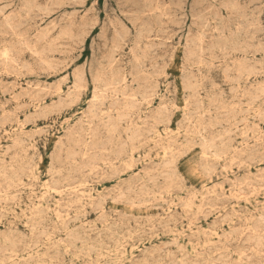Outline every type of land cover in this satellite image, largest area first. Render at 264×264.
I'll return each instance as SVG.
<instances>
[{
  "label": "rangeland",
  "instance_id": "374dc122",
  "mask_svg": "<svg viewBox=\"0 0 264 264\" xmlns=\"http://www.w3.org/2000/svg\"><path fill=\"white\" fill-rule=\"evenodd\" d=\"M72 1L0 0V264H264V0Z\"/></svg>",
  "mask_w": 264,
  "mask_h": 264
},
{
  "label": "bare ground",
  "instance_id": "6f19581e",
  "mask_svg": "<svg viewBox=\"0 0 264 264\" xmlns=\"http://www.w3.org/2000/svg\"><path fill=\"white\" fill-rule=\"evenodd\" d=\"M3 1H4V0H3ZM69 1H70V0H68V2H69ZM81 1H82V0H81ZM122 1H128V0H122ZM140 1H141V0H140ZM154 1H155V0H154ZM186 1H187V0H186ZM197 1H198V0H197ZM204 1H205V0H204ZM235 1H236V0H235ZM251 1H252V0H251ZM251 1H250V2H251ZM257 1H258V0H257ZM30 2H32V1H30ZM71 2H73V1L71 0ZM78 2H79V1H78ZM141 2H143V1H141ZM172 2H173V0H172ZM172 2H171V3H172ZM180 2H181V1H180ZM253 2H254V1H253ZM0 3H1V2H0ZM47 3H48V2H47ZM76 3H77V1H76ZM136 3H137V1H136ZM204 3H205V2H204ZM229 3L234 4V5H235V4L237 5V3H232V2H229ZM238 3H239V2H238ZM2 4H3V3H2ZM28 4H29V1H28ZM28 4H27V5H28ZM30 4H31V3H30ZM134 4H135V3H134ZM134 4H133V5H134ZM137 4H138V3H137ZM139 4H140V3H139ZM176 4H177V3H176ZM222 4H223V3H222ZM5 5H6V4H5ZM27 5H26V6H27ZM31 5H32V4H31ZM33 5H34V4H33ZM33 5H32V6H33ZM46 5H47V4H46ZM65 5H66V4H65ZM127 5H128V4H127ZM147 5H148V4H147ZM147 5H146V6H147ZM166 5H169V4H166ZM192 5H193V4H192ZM226 5H227V4H226ZM1 6H3V5H1ZM50 6H51V4H50ZM56 6H57V5H56ZM58 6H59V5H58ZM62 6H63V5H62ZM125 6H126V5H125ZM125 6H124V7H125ZM135 6L137 7V5H135ZM173 6H175V5H173ZM207 6H208V5H207ZM230 6H231V5H230ZM8 7H9V6H8ZM28 7H29V6H28ZM36 7H37V6H36ZM159 7H161V6H159ZM179 7H180V6H179ZM190 7H191V6H190ZM192 7H193V6H192ZM209 7H210V6H209ZM221 7H222V6H221ZM223 7H224V6H223ZM225 7H226V6H225ZM227 7H229V6H227ZM236 7H237V6H236ZM5 8H6V7H5ZM22 8H23V7H22ZM41 8L45 9L44 7H41ZM151 8H152V7H149L148 9H151ZM181 8H182V7H181ZM205 8H206V7H205ZM212 8H213V7H212ZM212 8H211V9H212ZM245 8H246V7H245ZM257 8H259V7H257ZM30 9H31V8H30ZM37 9H39V7H37L35 10H37ZM46 9H47V7H46ZM94 9H95V8H94ZM140 9H141V8H140ZM165 9H166V8H165ZM198 9H199V8H198ZM232 9H233V8H232ZM1 10H3V9H1ZM1 10H0V12H2ZM5 10H6V9H5ZM40 10H41V9H40ZM48 10H49V9H48ZM144 10H145V9H144ZM146 10H147V9H146ZM159 10H160V9H159ZM205 10H206V9H205ZM225 10H226V8H225ZM227 10H228V9H227ZM234 10H235V9H234ZM241 10H242V8H241ZM25 11H26V10H25ZM25 11H24V12H25ZM28 11L30 12V10H28ZM38 11H39V10H38ZM77 11H78V10H77ZM91 11H92V10H91ZM187 11H188V10H187ZM193 11H194V10H193ZM207 11H208V10H207ZM207 11H206V12H207ZM215 11H216V10H215ZM3 12H4V10H3ZM74 12H76V11H74ZM153 12H154V11H153ZM202 12H203V11H202ZM225 12H226V11H225ZM25 13H28V12H25ZM43 13H45V12H43ZM136 13H137V12H136ZM196 13H197V12H196ZM203 13H204V12H203ZM208 13H210V12H208ZM230 13H231V12H230ZM237 13H238V12H237ZM237 13H236V14H237ZM0 14H1V13H0ZM71 14H72V13H71ZM139 14H140V13H139ZM145 14H146V13H145ZM158 14H161V13L159 12ZM188 14H189V13H188ZM204 14H205V13H204ZM217 14H218V13H217ZM10 15H11V14H10ZM19 15H20V14H19ZM126 15H127V14H126ZM128 15H129V14H128ZM153 15H154V14H153ZM172 15H173V14H172ZM192 15H193V14H192ZM212 15H213V14H212ZM214 15H215V14H214ZM243 15H245V14H243ZM7 16H8V15H7ZM15 16H16V15H15ZM15 16H12V17H14V19H16ZM26 16H27V14H26ZM43 16H44V15H43ZM207 16H208V15H207ZM41 17H42V16H41ZM46 17H48V16H46ZM69 17H70V16H69ZM147 17H148V16H147ZM149 17H151V16H149ZM158 17H159V16H157V19H158ZM179 17H180V16H179ZM227 17H228V16H227ZM234 17H235V16H234ZM245 17H246V16H245ZM245 17H244V18H245ZM9 18H10V17H9ZM9 18H8V19H9ZM26 18H27V17H26ZM175 18H177V17H175ZM180 18H182V17H180ZM212 18H213V17H212ZM217 18H218V17H217ZM244 18H243V19H244ZM3 19H4V17H3ZM19 19H20V18H19ZM22 19H23V18H22ZM69 19H70V18H69ZM155 19H156V18H155ZM163 19H164V18H163ZM194 19H195V18H194ZM252 19H253V18H252ZM29 20H30V18H29ZM43 20H44V19H43ZM164 20H165V19H164ZM195 20H196V19H195ZM221 20H222V19H221ZM244 20H246V19H244ZM8 21H9V20H8ZM10 21H11V20H10ZM207 21H208V20H207ZM215 21H216V20H215ZM217 21H218V20H217ZM242 21H243V20H242ZM247 21H248V20H247ZM254 21H255V20H254ZM11 22H13V21H11ZM11 22H10V23H11ZM14 22H15V21H14ZM29 22H32V21L30 20ZM29 22H28V23H29ZM174 22H175V21H174ZM174 22H173V23H174ZM255 22H256V21H255ZM2 23H3V22H2ZM2 23H1V24H2ZM6 23H7V22H6ZM15 23H16V22H15ZM39 23H40V22H39ZM92 23H93V22H92ZM103 23H104V22H103ZM103 23H102V24H103ZM137 23H138V22H137ZM146 23H147V22H146ZM219 23H221V21H220ZM243 23L245 24L246 22L243 21ZM247 23H248V22H247ZM7 24H9V23H7ZM22 24H23V23H22ZM22 24H21V25H22ZM52 24H53V23H52ZM52 24H51V25H52ZM147 24H149V23H147ZM160 24H161V23H160ZM209 24H210V22H209ZM14 25H15V24H14ZM21 25H19V26L21 27ZM56 25H57V24H56ZM198 25H199V24H198ZM207 25H208V24H207ZM258 25H259V24H258ZM8 26H9V25H8ZM81 26H82V25H81ZM147 26H148V25H147ZM160 26H161V25H160ZM195 26H196V25H195ZM215 26H216V25H215ZM219 26H220V25H219ZM222 26H223V25H222ZM240 26H241V25H240ZM248 26H249V25H248ZM248 26H247V27H248ZM14 27H15V26H14ZM22 27H23V25H22ZM92 27H93V26H92ZM111 27H112V26H111ZM141 27H142V26H141ZM149 27H150V26H149ZM220 27H221V26H220ZM247 27H246V28L243 27V28H245V29L247 30V29H248ZM249 27H250V26H249ZM17 28H19V27H17ZM55 28H56V27H55ZM55 28H54V29H55ZM86 28H87V26H86ZM86 28H85V29H86ZM90 28H91V26H90ZM104 28H105V26H104ZM147 28H148V27H147ZM150 28H151V27H150ZM197 28H198V27H197ZM216 28H218V27H215V29H216ZM221 28H222V27H221ZM234 28H236V26H234ZM238 28H239V27H238ZM243 28H242V29H243ZM223 29H224V28H223ZM147 30H148V29H147ZM201 30H202V29H201ZM209 30H210V29H209ZM213 30H214V29H213ZM243 30H244V29H243ZM256 30H258V29H256ZM262 30H264V29H262ZM12 31H13V30H12ZM149 31H150V30H149ZM164 31L166 32V30H164ZM164 31H162V32H164ZM189 31H190V30H189ZM197 31H198V30H197ZM202 31H204V30H202ZM214 31H215V30H214ZM221 31H222V30H221ZM235 31H236V30H235ZM235 31H234V32H235ZM237 31L240 32V30H237ZM259 31H260V30H259ZM5 32H6V31H5ZM141 32H142V31H141ZM144 32H145V30H144ZM151 32H152V31H151ZM158 32H159V31H158ZM187 32H188V31H187ZM204 32H205V31H204ZM209 32H210V31H209ZM232 32H233V31H232ZM234 32H233V33H234ZM257 32H258V31H257ZM262 32H263V31H262ZM67 33H68V32H67ZM82 33H83V32H82ZM124 33H126V32L124 31ZM124 33L122 34V36L124 35ZM127 33H128V31H127ZM127 33H126V34H127ZM135 33H136V32H135ZM154 33H155V32H154ZM159 33H161V32H159ZM220 33H221V32H220ZM228 33H229V32H228ZM233 33H232V34H233ZM235 33H236V32H235ZM15 34H16V33H15ZM60 34H62V33H60ZM83 34H84V33H83ZM126 34H125V35H126ZM136 34H137V33H136ZM138 34H140V33L138 32ZM138 34H137V35H138ZM187 34H188V33H187ZM199 34H200V33H199ZM201 34H203V33H201ZM206 34H207V33H206ZM236 34H237V33H236ZM246 34H249V33L246 32ZM246 34H245V36H246ZM45 35H47V34L45 33ZM45 35H44V37H45ZM56 35H57V34H56ZM100 35H102V33H101ZM100 35L98 34L99 37H100ZM104 35H105V34H104ZM116 35H117V34H116ZM120 35H121V34H120ZM191 35H192V34H191ZM118 36H119V34H118ZM122 36H121V39H122ZM193 36H194V35H193ZM233 36H234V35H233ZM237 36H238V35H237ZM240 36H241V35H240ZM20 37H21V36H20ZM44 37H43V38H44ZM64 37H65V36H64ZM103 37H104V36H103ZM124 37H125V36H124ZM124 37H123V38H124ZM139 37H140V35H139ZM199 37H200V36H199ZM199 37H198V38H199ZM228 37H229V36H228ZM234 37H235V36H234ZM252 37H254V35H253ZM18 38H19V37H18ZM21 38H23V37H21ZM56 38H57V37H56ZM56 38H55V40H56ZM60 38H61V37H60ZM101 38H102V37H101ZM117 38H119V37H117ZM192 38H193V37H192ZM220 38H221V37H220ZM225 38H226V37H225ZM229 38H230V37H229ZM235 38H236V37H235ZM237 38H238V37H237ZM104 39H106V38H102V40H104ZM139 39H140V38H139ZM156 39H159V38H156ZM183 39H184V38H183ZM202 39H203V38H202ZM222 39H223V37H222ZM246 39H247V38H246ZM40 40H42V39H40ZM44 40H45V39H44ZM111 40H112V38H111ZM119 40H120V39H119ZM149 40H150V38H149ZM226 40H227V39H226ZM239 40H240V37H239ZM53 41H54V40H53ZM63 41H64V40H63ZM120 41H121V40H120ZM120 41H119V44H118V45H120ZM122 41H124V39H122ZM147 41H148V40H147ZM170 41H171V40H170ZM194 41H195V40H194ZM237 41H238V40H237ZM38 42H39V41H38ZM117 42H118V41H117ZM159 42H160V41H159ZM185 42H186V41H185ZM203 42H204V41H203ZM210 42H211V40H210ZM224 42H225V41H224ZM229 42H230V41H229ZM233 42H235V41H233ZM15 43H16V42H15ZM19 43H20V42H19ZM46 43H47V42H46ZM187 43H188V42H187ZM192 43H193V42H192ZM207 43H208V41H207ZM214 43H216V41H215ZM217 43H218V42H217ZM20 44H22V43H20ZM49 44H50V43H49ZM106 44H107V43H106ZM202 44H203V43H202ZM212 44H213V43H212ZM234 44H235V43H234ZM8 45H9V44H8ZM17 45H18V44H17ZM23 45H24V44H23ZM197 45H199V44H197ZM197 45H196V46H197ZM223 45H224V44H223ZM225 45H228V43L225 44ZM240 45H241V44H240ZM247 45H248V44H247ZM12 46H13V45H12ZM92 46H93V45H92ZM159 46H160V45H159ZM187 46H188V45H187ZM217 46H218V45H217ZM232 46H233V44H232ZM235 46H236V45H235ZM1 47H4V46H1ZM10 47H11V46H10ZM58 47H60V46L58 45ZM115 47H116V46H115ZM115 47H114V49H115ZM150 47H151V45H150ZM155 47H156V45H155ZM211 47H212V46H211ZM219 47H220V46H219ZM222 47H223V46H222ZM227 47H228V46H227ZM250 47H251V46H250ZM250 47H249V48H250ZM11 48H12V47H11ZM26 48H27V47H26ZM48 48H49V47H48ZM90 48H91V47H90ZM118 48H120V47H118ZM147 48H148V47H147ZM153 48H154V47H153ZM198 48H199V46H198ZM198 48H197V49H198ZM229 48H230V47H229ZM98 49H99V48H98ZM98 49H97V50H98ZM116 49H117V48H116ZM219 49H220V48H219ZM221 49H222V48H221ZM4 50H6V49H4ZM11 50H12V49H10V52H11ZM112 50H113V49H112ZM199 50H200V49H199ZM223 50H224V49H223ZM29 51H32V50H29ZM43 51H44V50H43ZM53 51H54V50H53ZM53 51H52V52H53ZM194 51H196V50H194ZM209 51H210V50H209ZM213 51H214V50H213ZM234 51H235V49H234ZM14 52H15V51H14ZM32 52H33V51H32ZM48 52H49V50H48ZM52 52H51V53H52ZM198 52H199V51H198ZM204 52H205V51H204ZM216 52H217V51H216ZM5 53H6V51H5ZM5 53H4V54H5ZM7 53H8V52H7ZM113 53H116V52H113ZM113 53H112V54H113ZM153 53L155 54V52H153ZM190 53H191V52H190ZM219 53H220V52H219ZM4 54H3V55H4ZM37 54H38V53H37ZM41 54H43V53H41ZM199 54H200V52H199ZM202 54H203V53H202ZM214 54H215V53H214ZM1 55H2V54H1ZM138 55H139V54H138ZM194 55H196V54H194ZM5 56H7V55L5 54ZM113 56H114V54H113ZM118 56H119V55H118ZM3 57H4V56H3ZM7 57H8V56H7ZM40 57H41V56H40ZM145 57H146V56H145ZM193 57H195V56H193ZM201 57H202V56H201ZM215 57H216V56H215ZM1 58H2V57H1ZM8 58H9V57H8ZM12 58H13V57H12ZM12 58H11V59H12ZM112 58H114V57H112ZM136 58H137V57H136ZM155 58H156V57H155ZM202 58H203V57H202ZM202 58H201V59H202ZM207 58H208V57H207ZM217 58H218V57H216V59H217ZM244 58H245V57H244ZM116 59H118V58H116ZM201 59H200V60H201ZM5 60H7V58H6ZM18 60H19V59H18ZM139 60H140V59H139ZM146 60H147V59H146ZM152 60H153V59H152ZM154 60H155V59H154ZM0 61H1V60H0ZM11 61H12V60H10V63H12ZM137 61H138V60H137ZM222 61H223V60H222ZM2 62H3V61H2ZM4 62H5V61H4ZM45 62H46V61H45ZM110 62H112V61H110ZM138 62H139V61H138ZM150 62H151V61H150ZM204 62H205V60H204ZM207 62H208V61H207ZM223 62H224V61H223ZM7 63H8V62H7ZM10 63H8V64H10ZM16 63H17V62H16ZM43 63H44V62H43ZM108 63H109V62H108ZM108 63H107V64H108ZM115 63H116V61H115ZM115 63H114V64H115ZM141 63L143 64V62H141ZM211 63H212V62H211ZM211 63H210V64H211ZM45 64H46V63H45ZM111 64H112V63H111ZM111 64H110V68H111V66L113 65V64H112V65H111ZM142 64H141V65H142ZM4 65H7V64H4ZM139 65H140V64H139ZM155 65H158V64H155ZM199 65H201V64L199 63ZM199 65H198V66H199ZM217 65H218V64H217ZM220 65H221V64H220ZM24 66H26V64H25ZM42 66H43V65H42ZM142 66H143V65H142ZM221 66H222V65H221ZM8 67H9V66H8ZM11 67H12V66H11ZM27 67H29V66L27 65ZM27 67H26V68H27ZM145 67H146V66H145ZM145 67H143V69H145ZM156 67H157V66H156ZM209 67H210V66H209ZM5 68H6V67H5ZM5 68H4V69H5ZM12 68H13V67H12ZM23 68H25V67H23ZM138 68H141V67H138ZM162 68H165V66L162 67ZM203 68H204V67H203ZM7 69H8V68H7ZM7 69H5V70L7 71ZM21 69H22V68H21ZM104 69H105V68H104ZM25 70H27V69H25ZM149 70H150V69H149ZM153 70H154V67H153ZM190 70H191V68H190ZM29 71H30V70H29ZM31 71H33V70H31ZM37 71H38V70H37ZM41 71H42V70H41ZM102 71H103V70H102ZM105 71H106V70H105ZM110 71H111V70H110ZM199 71H200V70H199ZM254 71H255V70H254ZM118 72H119V71H118ZM189 72H190V71H189ZM227 72H228V71H227ZM247 72H248V71H246V73H247ZM250 72H251V71H250ZM0 73H1V72H0ZM14 73H15V72H14ZM20 73H21V72H20ZM71 73H72V72H71ZM110 73H111V72H110ZM110 73H109V74H110ZM190 73H191V72H190ZM224 73H225V72H224ZM66 74H67V73H66ZM78 74H79V73H78ZM78 74H77V75H78ZM117 74H118V73H117ZM154 74H155V73H154ZM157 74H158V73H157ZM12 75H13V74H12ZM118 75H119V74H118ZM190 75H191V74H190ZM236 75H237V74H236ZM9 76H10V75H9ZM16 76H17V74H16ZM20 76H21V75H20ZM83 76H84V75H83ZM152 76H153V75H152ZM155 76H156V75H155ZM5 77H6V76H5ZM64 77H65V76H64ZM79 77H80V76H79ZM124 77H125V76H124ZM148 77H150V76H148ZM191 77H192V76H191ZM200 77H201V76H200ZM80 78H81V77H80ZM245 78H246V77H245ZM63 79H64V78H63ZM77 79H78V78H77ZM82 79H83V78H82ZM100 79H101V78H100ZM111 79H112V78H111ZM124 79H125V78H124ZM96 80H97V79H96ZM131 80H132V79H131ZM187 80H188V79H187ZM187 80H186V82H187ZM193 80H194V79H193ZM80 81H81V80H80ZM124 81H125V80H124ZM12 82H13V81H12ZM108 82H110V81H108ZM188 82H189V81H188ZM9 83H11V82H9ZM120 83H122V82H120ZM123 83H124V82H123ZM130 83H131V82H130ZM135 83H136V82H135ZM73 84H74V83H73ZM100 84H101V83H100ZM104 84H105V83H104ZM117 84H119V83H117ZM148 84H149V83H148ZM182 84H183V83H182ZM101 85H102V84H101ZM113 85H115V84H113ZM184 85H185V84H184ZM189 85H190V84H189ZM237 85H238V84H237ZM30 86H31V85H30ZM37 86H38V85H37ZM37 86H36V87H37ZM193 86H194V85H193ZM193 86H192V87H193ZM211 86H212V85H211ZM34 87H35V86H34ZM102 87H103V86H102ZM107 87H108V86H107ZM109 87H110V86H109ZM188 87H189V86H188ZM190 87H191V86H190ZM190 87H189V88H190ZM28 88H29V85H28ZM105 88H106V87H105ZM105 88H104V89H105ZM111 88H112V87H111ZM195 88H196V86H195ZM43 89H44V88H43ZM43 89H42V91H44ZM45 89H47V88H45ZM76 89H77V88H76ZM92 89H93V88H92ZM25 90H26V89H25ZM108 90H109V89H108ZM113 90H114V89H113ZM9 91H11V90H9ZM71 91H72V90H70L69 92H71ZM187 91H188V90H187ZM232 91H233V90H232ZM257 91H258V90H257ZM112 92H113V91H112ZM29 93H30V92H29ZM40 93H41V92H40ZM55 93H56V91H55ZM72 93H73V92H72ZM92 93H93V92H92ZM104 93H105V92H104ZM123 93H124V92H123ZM105 94H106V93H105ZM109 94H110V93H109ZM140 94H141V93H140ZM238 94H240V93H238ZM2 95H3V94H2ZM69 95H71V93H70ZM95 95H97V94L95 93ZM167 95H168V94H167ZM224 95H225V94H224ZM9 96H10V95H9ZM75 96H76V95H75ZM75 96H74V97H75ZM110 96H111V95H110ZM144 96H145V95H144ZM69 97H70V96H69ZM77 97H78V96H77ZM104 97H105V96H104ZM132 97H133V96H132ZM140 97H142V95H141ZM191 97H192V96H191ZM21 98H22V97H21ZM59 98H61V97H59ZM75 98H76V97H75ZM78 98H79V97H78ZM95 98H96V97H95ZM95 98H93V99H95ZM113 98H114V97H113ZM18 99H19V97H18ZM105 99H107V98H105ZM120 99H121V98H120ZM135 99H136V97H135ZM194 99H195V98H194ZM73 100H74V99H73ZM95 100H98V99L96 98ZM118 100H119V99H118ZM99 101H100V100H99ZM101 102H102V101H101ZM142 102H143V101H142ZM199 102H201V101H199ZM24 103H26V102L24 101ZM50 103H51V102H50ZM94 103H95V102H94ZM99 103H100V102H99ZM138 103H139V102H138ZM96 104H98V103H96ZM100 104H102V103H100ZM114 104H115V103H114ZM57 105H58V104H57ZM162 105H163V104H162ZM167 105H168V104H167ZM196 105L198 106L199 103H197ZM55 106H56V105H55ZM97 106H98V105H97ZM175 106H176V105H175ZM192 106H193V105H192ZM244 106H245V105H244ZM130 107H131V106H130ZM163 107H164V106H163ZM163 107H162V109H163ZM248 108H250V106H249ZM41 109H42V108H41ZM166 109H167V108H166ZM197 109H199V108H197ZM254 109H255V108H254ZM212 110H213V109H212ZM247 110H248V109H247ZM33 111H34V110H33ZM115 111H116V110H115ZM189 111H190V110H189ZM103 112H104V111H103ZM159 112H160V111H159ZM165 112H166V111H165ZM191 112H192V111H191ZM252 112H253V111H252ZM41 113H42V112H41ZM41 113H40V114H41ZM48 113H49V112H48ZM108 113H109V112H108ZM257 113H258V112H257ZM167 114H168V113H167ZM189 114H192V113H189ZM255 114H256V113H255ZM102 115H103V114H102ZM55 116H56V115H55ZM116 116H117V115H116ZM44 117H45V116H44ZM107 117H108V116H107ZM183 117H184V115H183ZM248 117H249V116H248ZM26 118H27V117H26ZM252 118H253V117H252ZM252 118H251V119H252ZM258 118H259V117H258ZM0 119H1V118H0ZM213 119H214V118H213ZM239 119H240V118H239ZM29 121H30V120H28V122H29ZM189 121H190V120H189ZM119 122H120V121H119ZM153 122H154V121H153ZM161 122H162V121H161ZM167 122H169V121H167ZM184 122H185V121H184ZM45 123H46V122H45ZM104 123H106V122H104ZM176 124H177V123H176ZM239 124H240V123H239ZM26 125H27V124H26ZM225 125H226V124H225ZM18 126H19V125H18ZM22 126H23V125H22ZM221 127H222V126H220V128H221ZM10 128H11V127H10ZM181 128H182V127H181ZM235 129H236V128H235ZM4 130H5V129H4ZM21 130H22V129H21ZM33 130H34V129H33ZM246 130H247V129H246ZM124 131H125V130H124ZM249 131H250V130H249ZM249 131H248V132H249ZM127 132H128V130H127ZM163 132H164V131H163ZM5 133H8V132H5ZM63 133H64V132H63ZM129 133H130V132H129ZM203 133H204V132H203ZM64 134H65V133H64ZM183 134H184V133H183ZM190 134H191V133H190ZM242 134H243V132H242ZM117 135H118V134H117ZM130 135H131V134H130ZM172 135H173V134H172ZM243 135H244V134H243ZM37 136H38V135H37ZM202 138H203V137H202ZM9 140H10V139H9ZM150 140H151V139H150ZM185 140H186V139H185ZM201 140H202V139H201ZM0 141H1V140H0ZM33 141H34V140H33ZM261 141H262V140H261ZM128 142H129V141H128ZM175 142H176V141H174V143H175ZM198 142H199V141H198ZM107 143H108V142H107ZM193 143H194V142H193ZM176 144H177V143H176ZM200 144H201V142H200ZM204 144H205V143H204ZM122 145H123V144H122ZM125 145H126V144H125ZM245 145H246V144H245ZM0 146H1V145H0ZM162 147H163V146H162ZM168 148H169V147H168ZM172 148H173V147H172ZM86 149H87V148H86ZM92 149H93V148H92ZM162 149H163V148H162ZM170 149H171V148H170ZM170 149H169V151H170ZM214 151H215V150H214ZM104 152H107V151H104ZM170 152H171V151H170ZM84 154H85V153H84ZM202 154H203V153H202ZM97 155H98V154H97ZM100 155H101V154H100ZM143 155H144V154H143ZM82 156H83V155H82ZM204 156H205V155H204ZM2 157H3V156H2ZM83 157H85V156H83ZM83 157H82V158H83ZM148 160H149V159H148ZM74 162H75V161H74ZM164 163H165V162H164ZM140 164H141V163H140ZM165 164H166V163H165ZM242 164H243V163H242ZM73 165H74V164H73ZM156 166H157V165H156ZM223 166H224V165H223ZM3 167H4V166H3ZM25 167H26V166H25ZM69 167H70V166H69ZM12 168H13V167H12ZM200 168H201V166H200ZM207 168H208V167H207ZM249 169H250V167H249ZM237 170H238V169H237ZM76 171H77V170H76ZM231 171H232V170H231ZM249 173H250V172H249ZM90 174H91V173H90ZM116 174H117V173H116ZM166 174H167V173H166ZM6 175H7V174H6ZM161 175H162V174H161ZM161 175H160V176H161ZM168 175H169V173H168ZM160 176H159V177H160ZM3 177H4V176H3ZM222 177H223V176H222ZM153 178H154V177H153ZM234 178H235V177H234ZM217 179H218V178H217ZM155 181H156V180H155ZM22 182H23V181H22ZM150 182H151V181H150ZM81 184H82V183H81ZM86 184H87V183H86ZM86 184H85V185H86ZM82 185H83V184H82ZM79 186H80V184H79ZM236 189H237V188H236ZM76 190H77V189H76ZM52 192H53V191H52ZM55 192H56V191H55ZM57 192H58V191H57ZM79 192H80V191H79ZM125 192H126V191H125ZM229 192H230V191H229ZM47 193H48V192H47ZM95 193H96V192H95ZM1 194H3V193H1ZM82 194H83V193H82ZM123 195H124V194H123ZM44 196H45V195H44ZM60 196H61V195H60ZM159 197H160V196H159ZM170 197H171V195H170ZM174 197H175V196H174ZM126 199H127V198H126ZM6 200H7V199H6ZM56 200H57V199H56ZM56 200H54V201H56ZM115 200H116V199H115ZM127 200H128V199H127ZM176 200H177V199H176ZM110 202H111V201H110ZM125 202H126V201H125ZM188 202H189V201H188ZM4 203H5V202H4ZM131 203H132V202H131ZM161 203H162V202H161ZM19 205H20V204H19ZM40 205H41V204H40ZM249 205H250V204H249ZM170 206H171V205H170ZM33 207H35V206H33ZM38 207H39V206H38ZM57 207H58V206H57ZM90 207H91V206H90ZM251 207H252V206H251ZM157 208H158V207H157ZM252 208H253V207H252ZM49 209H50V208H49ZM196 209H197V208H196ZM1 210H2V209H1ZM1 210H0V211H1ZM47 210H48V209H47ZM180 210H181V209H180ZM48 211H49V210H48ZM168 211H169V209H168ZM25 212H26V211H25ZM103 212H104V211H103ZM14 213H15V212H13V214H14ZM23 213H24V212H23ZM54 213H55V212H54ZM24 214H25V213H24ZM30 214H31V213H30ZM55 214H56V213H55ZM257 214H258V213H257ZM25 215H26V214H25ZM184 215H185V214H184ZM170 216H171V215H170ZM25 217H26V216H25ZM65 217H66V216H65ZM81 217H82V215H81ZM56 218H57V217H56ZM67 218H68V217H67ZM259 218H260V217H259ZM64 219H65V218H64ZM65 220H66V219H65ZM262 221H264V220L262 219ZM63 222H64V221H63ZM72 222H73V221H72ZM60 224H61V223H60ZM24 225H25V224H24ZM27 225H28V224H27ZM31 227H32V226H31ZM32 229H33V228H32ZM28 230H29V229H28ZM254 231H255V230H254ZM42 233H43V232H42ZM214 233H215V232H214ZM99 234H100V233H99ZM52 235H53V234H52ZM215 235H216V237H217V232H216ZM218 237H219V236H218ZM258 240H259V239H258ZM175 243H176V242H174V244H175ZM204 244H205V243H204ZM205 245H206V244H205ZM205 245H204V246H205ZM199 246H200V245H199ZM72 247H73V246H72ZM68 249H69V248H68ZM139 250H140V249H139ZM64 251H66V250H64ZM95 251H96V250H95ZM31 253H32V252H31ZM180 254H181V253H180ZM89 259H90V258H89ZM178 261H179V260H178ZM193 264H194V263H193Z\"/></svg>",
  "mask_w": 264,
  "mask_h": 264
}]
</instances>
